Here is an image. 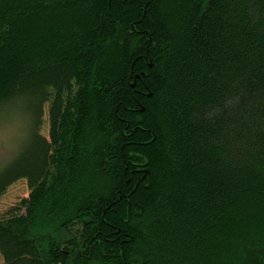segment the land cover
Returning a JSON list of instances; mask_svg holds the SVG:
<instances>
[{
	"label": "trees",
	"instance_id": "16d2710c",
	"mask_svg": "<svg viewBox=\"0 0 264 264\" xmlns=\"http://www.w3.org/2000/svg\"><path fill=\"white\" fill-rule=\"evenodd\" d=\"M0 264H264V0H0Z\"/></svg>",
	"mask_w": 264,
	"mask_h": 264
},
{
	"label": "rangeland",
	"instance_id": "374dc122",
	"mask_svg": "<svg viewBox=\"0 0 264 264\" xmlns=\"http://www.w3.org/2000/svg\"><path fill=\"white\" fill-rule=\"evenodd\" d=\"M28 119L20 115V111L0 113V170L7 165L18 152L21 143H26ZM30 189L25 180L13 184L0 197V218L12 207L28 198ZM2 257L0 255V262ZM245 264H263L260 252H254Z\"/></svg>",
	"mask_w": 264,
	"mask_h": 264
}]
</instances>
